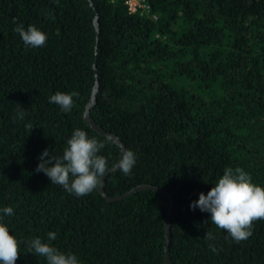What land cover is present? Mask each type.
Returning a JSON list of instances; mask_svg holds the SVG:
<instances>
[{
  "label": "trees",
  "instance_id": "16d2710c",
  "mask_svg": "<svg viewBox=\"0 0 264 264\" xmlns=\"http://www.w3.org/2000/svg\"><path fill=\"white\" fill-rule=\"evenodd\" d=\"M124 1L0 0V207L14 208L10 232L23 242L53 231V245L81 264H165L162 192L77 197L35 170L77 127L105 143L111 168L120 159L83 116L97 80L89 117L137 156L130 175L107 173L106 195L140 184L170 194L169 264H264V219L235 242L189 207L225 167L264 185V0H141L145 14ZM21 23L46 43L26 48L13 31ZM57 91L79 94L70 113L48 102ZM19 251L16 264H45L24 243Z\"/></svg>",
  "mask_w": 264,
  "mask_h": 264
},
{
  "label": "clouds",
  "instance_id": "9594fccd",
  "mask_svg": "<svg viewBox=\"0 0 264 264\" xmlns=\"http://www.w3.org/2000/svg\"><path fill=\"white\" fill-rule=\"evenodd\" d=\"M13 31L26 48L42 47L48 38L42 29L31 24L27 27L17 24ZM78 95L76 91H57L49 96L48 102L70 113ZM19 116L23 118L24 113ZM104 147V142L77 127L67 138L62 154H55L49 149L41 152L35 170L44 173L50 183L61 186L69 194L77 197L88 195L101 187L102 178L110 171L108 159L101 154ZM136 160L133 150H125L118 161L119 171L130 175ZM189 207L208 213L212 224L225 231L233 241L240 242L252 235L254 221L264 219V185L255 183L251 174L239 166L225 167L209 190L198 193V198L190 201ZM13 214L11 205L0 207V264H16L21 243L26 245L28 252L43 257L45 264H81L76 253L61 251L53 245L56 240L53 231L47 233L46 239L34 236L21 242L10 232L5 219ZM204 238L215 240L213 232L208 230ZM209 247L213 253L217 252L214 245Z\"/></svg>",
  "mask_w": 264,
  "mask_h": 264
},
{
  "label": "water",
  "instance_id": "95a60500",
  "mask_svg": "<svg viewBox=\"0 0 264 264\" xmlns=\"http://www.w3.org/2000/svg\"><path fill=\"white\" fill-rule=\"evenodd\" d=\"M95 23L97 24L96 20H95ZM97 30H98V28H97ZM97 88H98V81L96 80L95 85H94L93 90H92L90 102L86 105V108H85V111H84V114H83L84 119H85V122L96 133H98L99 135H102L104 137H107L109 139H112L117 145H119L122 148L121 149V155H120V158H121L122 153L125 151L124 145L122 144L121 140L115 134H113L111 132L105 131L101 126H99L98 124H96L89 117V110H90L91 106L95 103V95H96ZM118 161L115 163V165L112 168H110V171L118 168V166H117L118 165ZM106 175H107V173L102 178L103 181H104ZM103 181H102V185L98 189V191H99L100 194H102L103 196H105L108 201H113V200L121 199L123 196L129 195V194H131V193H133L135 191L141 190V189L157 190V191H160V192H162L164 194V196L166 198V201H167V214H166L167 217H166V221L164 223V234H165V242H164V247H165V264H169L168 239H169V225H170V203H171L170 194L167 191H165L163 188H158V187L152 186L150 184H140V185L134 186L133 188H131L128 192H126L123 195H116L114 197H111V196H107L106 195V193L104 191V188H103Z\"/></svg>",
  "mask_w": 264,
  "mask_h": 264
},
{
  "label": "built area",
  "instance_id": "2783aa9c",
  "mask_svg": "<svg viewBox=\"0 0 264 264\" xmlns=\"http://www.w3.org/2000/svg\"><path fill=\"white\" fill-rule=\"evenodd\" d=\"M124 2L130 12L140 11L144 14L148 12V6L143 4L141 0H125Z\"/></svg>",
  "mask_w": 264,
  "mask_h": 264
}]
</instances>
